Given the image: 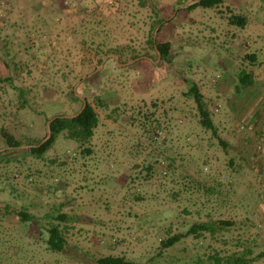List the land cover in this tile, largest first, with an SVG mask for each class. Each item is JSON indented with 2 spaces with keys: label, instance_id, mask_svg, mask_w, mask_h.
<instances>
[{
  "label": "rangeland",
  "instance_id": "1",
  "mask_svg": "<svg viewBox=\"0 0 264 264\" xmlns=\"http://www.w3.org/2000/svg\"><path fill=\"white\" fill-rule=\"evenodd\" d=\"M197 1L0 0V264H264V0ZM83 100L94 136L32 153Z\"/></svg>",
  "mask_w": 264,
  "mask_h": 264
},
{
  "label": "trees",
  "instance_id": "2",
  "mask_svg": "<svg viewBox=\"0 0 264 264\" xmlns=\"http://www.w3.org/2000/svg\"><path fill=\"white\" fill-rule=\"evenodd\" d=\"M222 0H199L191 5V8L198 6L203 7H214L220 4ZM163 19L159 18V22H162ZM230 22L234 24H239L245 26L247 24V18L244 16H232ZM153 43V40L151 41ZM157 50L162 54L163 57L169 55V50L171 48L170 42L157 43ZM254 58V56H251ZM240 81L243 84H249L252 81V76L250 74L241 75ZM189 93L193 96L196 103V107L200 117L201 125L209 130H212L213 134H218V128L214 123L211 113L208 109L207 103L205 101L204 95L201 92L199 86L196 83H193L189 88ZM78 113L73 116H56L55 119L50 124L51 127V136L50 138L42 145L37 146L34 144L30 151L34 154H42L48 145L54 140L55 136L60 134L63 131H68V135L71 138L79 140H88L92 138L95 134V129L99 124V115L94 108V106L87 102L85 107H82ZM3 136L9 146L16 147L20 145V141L15 138V136L7 131L3 132ZM21 219L24 221L33 219V215L28 213L26 210L19 213ZM61 219L65 217V214H60ZM209 225L205 222L194 224L191 229L188 231V234L199 233L201 231H207ZM181 239L179 235H174L168 238L163 244L166 247L174 245ZM67 240L65 234L59 225H54L49 229L48 237V247L52 251L60 252L66 246ZM223 260H220L219 263H223ZM237 264H246V258H237ZM96 264H137L131 260L126 259L123 256L108 255L102 256L97 259Z\"/></svg>",
  "mask_w": 264,
  "mask_h": 264
},
{
  "label": "water",
  "instance_id": "3",
  "mask_svg": "<svg viewBox=\"0 0 264 264\" xmlns=\"http://www.w3.org/2000/svg\"><path fill=\"white\" fill-rule=\"evenodd\" d=\"M84 101V104H83V107H85V105H86V103H87V100H83ZM83 109V108H82ZM53 119H55V117L54 118H52L50 121H49V134H48V136L45 138V140H43L41 143H43V142H45V141H47L49 138H50V136H51V127H50V124H51V122L53 121ZM40 143V144H41Z\"/></svg>",
  "mask_w": 264,
  "mask_h": 264
},
{
  "label": "crops",
  "instance_id": "4",
  "mask_svg": "<svg viewBox=\"0 0 264 264\" xmlns=\"http://www.w3.org/2000/svg\"><path fill=\"white\" fill-rule=\"evenodd\" d=\"M193 235L197 236L196 233H194Z\"/></svg>",
  "mask_w": 264,
  "mask_h": 264
},
{
  "label": "built area",
  "instance_id": "5",
  "mask_svg": "<svg viewBox=\"0 0 264 264\" xmlns=\"http://www.w3.org/2000/svg\"><path fill=\"white\" fill-rule=\"evenodd\" d=\"M216 110H218V107L216 108Z\"/></svg>",
  "mask_w": 264,
  "mask_h": 264
}]
</instances>
